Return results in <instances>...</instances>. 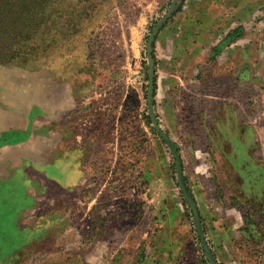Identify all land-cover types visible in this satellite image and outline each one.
I'll use <instances>...</instances> for the list:
<instances>
[{"label":"rangeland","instance_id":"obj_1","mask_svg":"<svg viewBox=\"0 0 264 264\" xmlns=\"http://www.w3.org/2000/svg\"><path fill=\"white\" fill-rule=\"evenodd\" d=\"M210 1L178 0L164 21L175 0H45L30 33L4 35L12 49L0 50V83L18 82L5 85L11 96L24 87L50 111L51 162L76 153L82 181L71 191L37 181L32 205L15 173L0 220L33 211L20 218L22 240L0 242V264H209L151 119V82L153 114L179 150L217 264H264V184L242 193L244 155L221 146L209 121L215 107H235L264 175V0H242L254 17L234 30L209 23ZM15 2L0 0L8 21Z\"/></svg>","mask_w":264,"mask_h":264},{"label":"crops","instance_id":"obj_2","mask_svg":"<svg viewBox=\"0 0 264 264\" xmlns=\"http://www.w3.org/2000/svg\"><path fill=\"white\" fill-rule=\"evenodd\" d=\"M200 1L205 4L208 0ZM251 8V6L243 7L242 0H211L207 18L211 24L230 25V29L234 30V26L248 22L249 18L254 17L255 12H250ZM5 85H13L15 88L19 84L11 81L0 83V170H3L0 171V192L6 189L11 194L12 186L9 182L18 171L21 178L25 177L20 184L24 187L23 195L32 205L35 193L40 192L35 187L37 181H53L64 190H76L82 181L78 155L73 153L67 156L63 153L59 158H53L55 163L51 162V149L48 142L51 134L58 128H55L50 111L47 108L44 109L43 104H37L32 97H29L24 87L21 88V92L16 91L19 90L17 87L11 96L10 88H6ZM212 110V113H209V121H211V129L214 130L215 137L219 139L220 144L222 143L221 146L223 143L226 144L228 151L233 155H236L237 150L244 155L245 160L242 162L244 176L240 184L242 193L249 199L260 195L264 175L260 165L251 157L252 146L248 139L251 133L246 130L243 132L239 126L242 120L240 112L235 107L222 109L215 107ZM218 120H225L226 125L220 126ZM235 121L238 123L237 127H235ZM44 138H46L45 142ZM57 145L62 148L65 142L59 141ZM238 145L247 147L243 148V152ZM49 168L61 170L64 181L49 176L47 172ZM248 170L249 174L246 173ZM32 205L14 212L13 216L10 214L13 217L12 220L8 215L6 224L0 220V242L5 241L10 244L11 234L22 240L23 236L19 228L20 218L22 215L32 213L33 210L30 209ZM14 248H17V245Z\"/></svg>","mask_w":264,"mask_h":264},{"label":"water","instance_id":"obj_3","mask_svg":"<svg viewBox=\"0 0 264 264\" xmlns=\"http://www.w3.org/2000/svg\"><path fill=\"white\" fill-rule=\"evenodd\" d=\"M177 2H178V0H175L170 11L168 12L166 18L164 19V21H166L173 14V12L176 9ZM153 74H154V69H153V66H151L150 67V75L153 76ZM148 103H149V108L151 110V119L154 123V126H155L157 132L159 133V135L161 136L162 140L165 142L166 146L171 151V154L175 160L176 172H177V176H178V183H179L180 189L183 193V196H184L186 202L188 203V206H189V208H190V210L194 216L195 228H196L197 234L199 236V239L201 241L203 250L205 252L206 259L208 260L209 264H217L213 254H212V251L209 247V244L207 243V241L205 239V234H204V230H203V226H202V222H201V218L199 215L197 205H196L195 200H194V198H193V196H192V194L189 191V188L187 186L185 176H184V171H183V164H182L181 155L179 153V150H178L176 144L164 132H162L160 130V127L158 126L156 118L153 114V110H152V108H153V82L150 83Z\"/></svg>","mask_w":264,"mask_h":264},{"label":"trees","instance_id":"obj_4","mask_svg":"<svg viewBox=\"0 0 264 264\" xmlns=\"http://www.w3.org/2000/svg\"><path fill=\"white\" fill-rule=\"evenodd\" d=\"M13 0H7V6H3L6 8L8 7ZM15 4L17 6L16 9V15L14 18L12 17L10 21H8V16L4 17V14L1 13L0 8V41H4V35H9L13 32H15L19 26H22V33H30L31 29L29 27H25L27 24V20L31 21L36 16H39L42 14V8L44 6L45 0H15ZM19 8V9H18ZM25 47V46H23ZM12 49L10 45L7 46H0L1 49Z\"/></svg>","mask_w":264,"mask_h":264}]
</instances>
